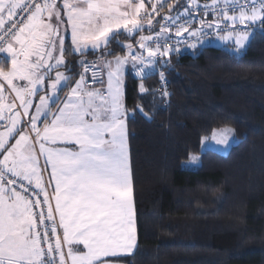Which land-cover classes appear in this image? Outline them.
Returning a JSON list of instances; mask_svg holds the SVG:
<instances>
[{
  "label": "snow or ice",
  "instance_id": "snow-or-ice-1",
  "mask_svg": "<svg viewBox=\"0 0 264 264\" xmlns=\"http://www.w3.org/2000/svg\"><path fill=\"white\" fill-rule=\"evenodd\" d=\"M163 7L160 0L152 2L151 10L145 0H63L62 9L56 0H0V53L10 58V67L0 66V120L5 119V110L13 113L7 117L10 126L0 132V264H108L102 258L133 254L137 237L128 110L122 90L124 65L131 59L134 66L143 65L136 75H150L144 69L153 66L157 56L166 57L174 50L160 44L172 26L176 36L188 32L193 37H198L204 27H223L224 35L219 39L233 40L237 53L250 45L258 34L257 26L259 33H264V0H211L203 6L188 0V7L176 16L170 14L173 5H168L169 15L163 17L165 23L160 24L155 37L140 35L137 44L147 57L116 56L103 64L108 76L106 92L90 89L84 74L72 85L71 78L60 71L61 66L67 69L62 25L65 31L71 29L73 52L84 55L89 45L93 49L101 44L107 47L120 29L132 36L143 32V22L147 21L151 32L153 19ZM201 7L205 19L199 28L189 31L191 19L177 23L181 16L192 17ZM209 11L211 20L206 18ZM188 46L194 48L195 44ZM123 47L131 50L133 46L128 43ZM81 66L85 73L89 70L87 62L82 61ZM92 79L95 83V70ZM3 84L14 93L10 104L5 103ZM65 88L68 92L61 100L59 92ZM140 91H146L143 84ZM34 96L39 97V103H33ZM53 105L56 111L51 110ZM31 108H35L34 113ZM22 118H27L26 124ZM31 134L34 138L30 140ZM233 135L232 128H223L212 133V140L226 146ZM35 145H39V153ZM41 157L43 168L39 165ZM190 159L198 161L197 156ZM49 169L45 186L42 177ZM18 184L24 193L34 185V202L16 189ZM35 209L40 210L38 218ZM74 245H82L83 250Z\"/></svg>",
  "mask_w": 264,
  "mask_h": 264
},
{
  "label": "trees",
  "instance_id": "trees-1",
  "mask_svg": "<svg viewBox=\"0 0 264 264\" xmlns=\"http://www.w3.org/2000/svg\"><path fill=\"white\" fill-rule=\"evenodd\" d=\"M136 36L118 34L105 50L84 55L67 51L64 71L72 81L79 57L122 54L117 38L125 45ZM167 59L168 95L156 91L155 75L125 77L137 243L113 261L264 264V33L240 56L204 46ZM224 127L238 139L226 156L206 151L197 170L181 168L204 137Z\"/></svg>",
  "mask_w": 264,
  "mask_h": 264
},
{
  "label": "built area",
  "instance_id": "built-area-1",
  "mask_svg": "<svg viewBox=\"0 0 264 264\" xmlns=\"http://www.w3.org/2000/svg\"><path fill=\"white\" fill-rule=\"evenodd\" d=\"M40 2L43 3L44 0H40ZM210 2H211V0H197V3L201 6H203L206 3L210 4ZM241 2H243V0H241ZM160 3L164 4V7H163V10L160 11L159 15H156L155 18L153 19L154 27L152 28L151 32H149V30H148L147 21H144L143 22V26H144L143 32H135V34L137 36L135 38V41L133 43H131L133 47L131 48V50L124 47L122 50L124 55L129 56L131 54H137V55L143 54L145 57H147V53L144 52L142 49H140L139 45L137 44V40L139 39L140 35H153L155 37L156 33H159V31H160V24L165 23V21L163 20V17L166 15H169L170 10H169L168 5L172 4L173 9H175V11H176V10H178V7L182 2H181V0H160ZM187 6H188V4H187ZM185 8H187V7H185ZM185 8L184 7L180 8V11H182V10L184 11ZM189 10L191 11V9H189ZM178 13H180V12H172L171 11L170 14L172 16H176ZM212 15L213 14L209 11L207 13L206 18L208 20H211ZM185 19H191L193 21L189 31H192L194 29L199 28L200 27V21L202 19H205L203 7H201L200 11L196 12L195 15L192 17L181 16L180 19L177 21V23H183ZM167 23L171 24V21H167ZM225 23H227V22H225ZM239 27H240V25H237V28H239ZM257 32H259L258 26H257ZM221 35H224V28L223 27L219 30L203 28V30L199 33L198 37L190 36L188 32H185L182 36H176L175 35V26H172L171 32L163 34V37L160 40V44H161L162 48H173L174 50L171 51L170 53L176 52L175 49L190 51V50H194V49L204 47L203 44L205 42H221L222 40L219 39V36H221ZM148 43L152 47L156 46L154 41H149ZM189 43L195 44V47L194 48L189 47L188 46ZM155 61L156 62L153 64V66H151L150 68H145L144 71L146 73H150V75L156 76V78L158 80V87H157L156 91L160 94H163L167 90V82L165 79V68L168 67V59H167V56L166 57L157 56L155 58ZM84 62H87V64L89 65V70L85 73L84 68L80 64V66L76 72V75L84 74L88 87L99 86L101 84L102 79H103L102 71L99 67V60L98 59H90V60H85ZM128 62H129V71L128 72H129V75L133 81L142 82L150 76V75H148L147 77L142 78L141 76L136 75L137 71L141 67H143V65L137 64L134 66L131 59H129ZM93 66H94V68H93ZM94 70L96 72V82L95 83H93V79H92ZM161 73H163V78H161ZM24 183L26 184L27 182H24ZM47 184L48 183L46 182V180L44 178V185L47 186ZM16 189L18 191H20L23 195H26L27 197H29L33 202L37 198V190L35 189L34 185L29 186V191L27 193L23 192V187H21L19 184L16 186ZM48 192H49V195L51 196L50 188L48 189ZM39 199L42 201L43 195H40ZM52 203H53V208H54L55 207L54 202H52ZM35 211L37 212V218H38V214H39L40 210L35 209ZM46 214L47 213H46V209H45V215ZM57 225H58V217H57ZM60 237L62 240V230L60 231ZM53 244H54V241H53ZM65 255H66V249H65Z\"/></svg>",
  "mask_w": 264,
  "mask_h": 264
},
{
  "label": "rangeland",
  "instance_id": "rangeland-1",
  "mask_svg": "<svg viewBox=\"0 0 264 264\" xmlns=\"http://www.w3.org/2000/svg\"><path fill=\"white\" fill-rule=\"evenodd\" d=\"M149 4H152V2H155V0H152V2H149V0H146ZM56 3L59 5V7L62 9V5H63V0H61L60 3H58V0H56ZM45 19H47V17H45ZM55 22L54 18H53V23ZM65 24H66V17H65ZM119 31V34H125V35H128L127 33L124 32L123 29H120L118 30ZM60 34L63 35L65 37V48L67 49L68 52H70V54H73V55H80L78 53H74L73 50H72V43H71V29L68 28L66 31H65V28L64 26L62 25L60 27ZM117 42L120 44V46L123 47L124 45V42L122 40H119L117 38ZM220 42H205L203 45L204 46H212V47H221V45L219 44ZM222 48L224 49H227L226 47L222 46ZM101 49H106L105 45L101 44L100 47L98 49H93L91 47V45H89L86 49H84V53L85 52H88V51H94V52H97ZM246 49V48H245ZM242 50L241 52L237 53L236 51H234L233 49H227L228 52L234 54L235 56H240L241 54H243V52L245 51ZM107 53V51H106ZM59 53L58 52H55L54 55H58ZM116 56H120L121 58H123L124 56H127V55H124L123 54V51H122V54H118V55H114V56H109L107 58H105V60H103V56H100V57H97L95 59H98L99 62H101L102 60V63H101V67L103 66V64H105L107 61H114L115 60V57ZM4 57L6 59V63L5 62H2L0 64V66L2 67H10V58L7 56V54L4 53ZM64 60L66 61V57L64 56ZM84 60V57H79L75 62H76V65L80 64L82 61ZM54 62V61H53ZM63 67V66H61ZM128 67H129V62H128ZM102 69L104 70L103 74H104V77H105V85L103 87V90L106 91L107 89V80H108V76H107V69L106 68H103ZM61 71V70H60ZM126 71H127V63L124 65V71H123V82H124V77H125V74H126ZM62 72V71H61ZM52 79H55V72H53L52 74ZM67 76V74H66ZM80 78V75H76L74 78H73V85L76 83V81ZM3 82L0 81V84H2ZM19 83V82H18ZM3 87L5 89V92H4V95L7 97L5 103L6 104H10L14 101V93H11V90H9L7 88V85L6 84H3ZM123 87H124V84H122V90H123ZM93 90H101V88L97 87H89ZM62 92V91H61ZM59 92V94L61 93ZM43 94V93H42ZM32 100H33V103L36 104V103H39V97L38 96H34L32 97ZM15 103L17 104V106H19V101H15ZM33 110V108H31L29 111L31 112ZM15 110H13L14 112ZM35 111H33L34 113ZM13 113H9L7 110H5L4 112V117L5 119L4 120H0V132H4L6 131V125L10 126V121H8V124H7V117H9L10 115H12ZM24 121H27V118H22V122ZM19 127V125L17 126ZM224 128H229V127H224ZM223 128H220V129H217V130H214L216 132H219V130H221ZM212 131L210 135H208L207 137H204L202 140L204 141V143L202 144V140L200 142V148H199V152L196 153V154H192L190 155L187 160L183 161L181 163V168L184 169V170H191V171H195L199 168L200 166V156L201 154L205 153L206 151H213V152H216L222 156H226L228 154V152L230 151V149L235 146L237 143H238V139L237 137L235 136V134L230 137V141H229V144L228 145H218L215 143L214 140H212V133L214 132ZM19 137L16 136V139H18ZM15 142L14 139L11 140V143ZM36 151V150H35ZM191 156H197L198 157V161L196 163H193L190 159ZM3 157L0 156V159H2ZM54 202V201H53ZM55 205V203H54Z\"/></svg>",
  "mask_w": 264,
  "mask_h": 264
},
{
  "label": "crops",
  "instance_id": "crops-1",
  "mask_svg": "<svg viewBox=\"0 0 264 264\" xmlns=\"http://www.w3.org/2000/svg\"><path fill=\"white\" fill-rule=\"evenodd\" d=\"M61 2V0H58V3H60ZM145 4H146V8L147 9H151V7H152V4H149L146 0H145ZM187 4H188V1L186 0H184V2H182L180 5H179V7H178V10H176L175 11V9H172V12H182V11H180V8H185V7H188L187 6ZM205 29H208L207 27H204ZM220 45H221V47L222 46H224V47H226L227 49H233L234 51H235V43H234V41L233 40H230V41H227V42H225V41H221L220 43H219ZM227 49H225V50H227ZM100 51V50H99ZM88 52H94V51H88ZM85 53H87V52H85ZM107 57H109V55L108 54H104L103 55V60H105V58H107ZM102 60V61H103ZM83 61H85V60H83ZM102 61L101 62H99V67H100V69H101V71H102V75H103V79H102V81H103V83H101L99 86H96L95 88H97V87H99V88H101V91H104L103 90V87H104V85H105V77H104V74H103V72H104V70L102 69V67H101V63H102ZM2 62H7L6 61V59H5V57H4V53H1L0 54V64L2 63ZM66 62V61H65ZM64 67H61L60 68V70L66 75V71H64ZM128 71H129V67H128V62H127V71H126V74H125V77L127 76V74H128ZM67 76H69V75H67ZM125 77H124V81H125ZM71 84L73 85V81H71ZM123 84H124V82H123ZM91 89V88H90ZM67 92H68V89L67 88H65L60 94H59V97H60V99L61 100H63L65 97H66V95H67ZM106 92V91H105ZM51 110L52 111H56V107L53 105V106H51ZM33 111H35V108H33V110L31 111V112H33ZM23 123H27V121H24L23 120ZM41 128H43V123H40V125H39ZM25 131L26 132H28V131H30L28 128H25ZM18 137V136H17ZM34 138V134H31L30 135V140L31 139H33ZM13 143H15V142H13ZM60 146H62L63 147V145H60ZM69 147H74V146H69ZM35 150H36V152L37 153H39V145H35ZM39 165H40V167L41 168H43L44 167V158L43 157H41L40 159H39ZM49 175H50V169L48 170V172H46V173H44L43 174V177H42V179H43V183H44V178H45V180H46V182L48 183L49 182ZM53 187H54V185H53ZM50 192H51V195H52V188H50ZM55 203V202H54ZM74 248H79V249H81V250H83V246L82 245H74L73 246ZM136 247V246H135ZM134 250H135V248H134ZM131 255V254H130ZM125 256H129V254H121V255H118V256H116V257H107V258H102V259H105L107 262H108V264H121V263H118V262H115V261H113L115 258H118V257H125Z\"/></svg>",
  "mask_w": 264,
  "mask_h": 264
},
{
  "label": "water",
  "instance_id": "water-1",
  "mask_svg": "<svg viewBox=\"0 0 264 264\" xmlns=\"http://www.w3.org/2000/svg\"><path fill=\"white\" fill-rule=\"evenodd\" d=\"M7 124H8V119H7ZM0 130H1V128H0Z\"/></svg>",
  "mask_w": 264,
  "mask_h": 264
}]
</instances>
